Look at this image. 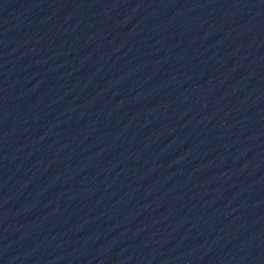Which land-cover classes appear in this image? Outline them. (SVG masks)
<instances>
[{
  "label": "water",
  "instance_id": "95a60500",
  "mask_svg": "<svg viewBox=\"0 0 264 264\" xmlns=\"http://www.w3.org/2000/svg\"><path fill=\"white\" fill-rule=\"evenodd\" d=\"M0 264H264V0H0Z\"/></svg>",
  "mask_w": 264,
  "mask_h": 264
}]
</instances>
